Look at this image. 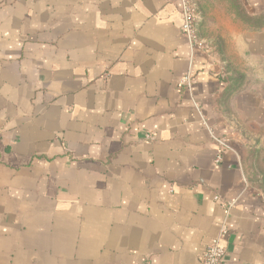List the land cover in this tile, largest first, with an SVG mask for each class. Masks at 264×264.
Listing matches in <instances>:
<instances>
[{
	"label": "crops",
	"instance_id": "obj_1",
	"mask_svg": "<svg viewBox=\"0 0 264 264\" xmlns=\"http://www.w3.org/2000/svg\"><path fill=\"white\" fill-rule=\"evenodd\" d=\"M194 4L198 45L177 0H0V264H202L216 195L221 264H264L223 107L264 82V0Z\"/></svg>",
	"mask_w": 264,
	"mask_h": 264
},
{
	"label": "rangeland",
	"instance_id": "obj_2",
	"mask_svg": "<svg viewBox=\"0 0 264 264\" xmlns=\"http://www.w3.org/2000/svg\"><path fill=\"white\" fill-rule=\"evenodd\" d=\"M252 40L256 41L254 48H258L257 36ZM254 68L237 66L236 101L231 99L230 107L227 103L223 107L227 116L230 113L228 118L234 128L232 146L240 158L245 179L251 187L264 193V82ZM241 70L246 73L241 74Z\"/></svg>",
	"mask_w": 264,
	"mask_h": 264
},
{
	"label": "built area",
	"instance_id": "obj_3",
	"mask_svg": "<svg viewBox=\"0 0 264 264\" xmlns=\"http://www.w3.org/2000/svg\"><path fill=\"white\" fill-rule=\"evenodd\" d=\"M177 2L182 17L183 34L191 45H198L199 42L195 30L196 8L194 0H177ZM179 84L187 87L188 89L191 88L192 79L190 74L182 77L179 81ZM144 137L146 139H150L152 138V134L146 133ZM217 141L221 145H224L222 139H217ZM218 160L219 157L217 161ZM214 199L219 201L220 205L225 209V217L220 224L218 233L209 241L201 254L202 264H221L226 254V247L223 243V240L228 232L227 218L231 208L234 206L235 201H224L217 195L214 196Z\"/></svg>",
	"mask_w": 264,
	"mask_h": 264
}]
</instances>
